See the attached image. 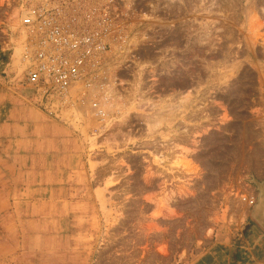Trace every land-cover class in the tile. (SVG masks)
Instances as JSON below:
<instances>
[{"label": "rangeland", "instance_id": "1", "mask_svg": "<svg viewBox=\"0 0 264 264\" xmlns=\"http://www.w3.org/2000/svg\"><path fill=\"white\" fill-rule=\"evenodd\" d=\"M126 1L109 124L86 106L33 104L11 128L0 114V264H264L245 237L264 233L259 201L243 200L264 183V0ZM12 5L0 38L31 90Z\"/></svg>", "mask_w": 264, "mask_h": 264}, {"label": "built area", "instance_id": "2", "mask_svg": "<svg viewBox=\"0 0 264 264\" xmlns=\"http://www.w3.org/2000/svg\"><path fill=\"white\" fill-rule=\"evenodd\" d=\"M25 81L57 118L85 106L101 127L118 94L114 73L127 66L135 11L126 0H13ZM249 205L256 196H243Z\"/></svg>", "mask_w": 264, "mask_h": 264}, {"label": "crops", "instance_id": "3", "mask_svg": "<svg viewBox=\"0 0 264 264\" xmlns=\"http://www.w3.org/2000/svg\"><path fill=\"white\" fill-rule=\"evenodd\" d=\"M13 27H11V29ZM6 28L1 26L2 31H6ZM13 32L16 41L17 38H19V35L17 31L13 30ZM6 39L7 40L0 38V114L3 113L6 116H4V118L7 120V123L4 125L11 128L18 126L21 119L31 122L32 119L41 116V113L39 109H35L34 106H32L33 104L40 106V100L35 95L33 89L31 88L30 90L27 87L21 86L16 79L15 52L17 47L15 46L13 39L10 37H7ZM17 58L19 59V56H17ZM186 92L187 90L185 93ZM263 188L264 183H262V186H260L259 191L257 192L258 199L256 200V203L259 201V205L255 208L252 214L253 217H256L258 207L261 205ZM256 219L263 226L259 218L256 217ZM257 228L258 226L253 224L248 232L249 234L245 237L250 239L248 240V243L253 242L254 247L258 245L260 248H264V233H257ZM248 248L251 249V246L245 247V249ZM245 263L246 262H244V264Z\"/></svg>", "mask_w": 264, "mask_h": 264}, {"label": "bare ground", "instance_id": "4", "mask_svg": "<svg viewBox=\"0 0 264 264\" xmlns=\"http://www.w3.org/2000/svg\"><path fill=\"white\" fill-rule=\"evenodd\" d=\"M261 205L258 207V213L261 214L262 217H264V189L262 190V195H261ZM257 213L258 217H260V215ZM261 217V218H262ZM261 220L264 221V218H262Z\"/></svg>", "mask_w": 264, "mask_h": 264}]
</instances>
